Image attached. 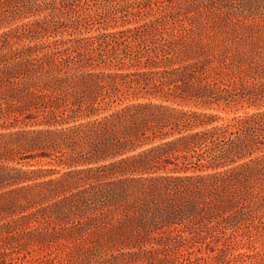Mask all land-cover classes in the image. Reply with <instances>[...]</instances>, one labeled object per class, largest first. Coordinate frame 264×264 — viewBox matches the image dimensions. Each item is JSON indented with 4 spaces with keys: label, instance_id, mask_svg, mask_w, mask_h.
I'll return each mask as SVG.
<instances>
[{
    "label": "trees",
    "instance_id": "1",
    "mask_svg": "<svg viewBox=\"0 0 264 264\" xmlns=\"http://www.w3.org/2000/svg\"><path fill=\"white\" fill-rule=\"evenodd\" d=\"M0 264H264V0H0Z\"/></svg>",
    "mask_w": 264,
    "mask_h": 264
},
{
    "label": "rangeland",
    "instance_id": "2",
    "mask_svg": "<svg viewBox=\"0 0 264 264\" xmlns=\"http://www.w3.org/2000/svg\"><path fill=\"white\" fill-rule=\"evenodd\" d=\"M222 116H230L232 114V112H225V111H221L220 113Z\"/></svg>",
    "mask_w": 264,
    "mask_h": 264
}]
</instances>
